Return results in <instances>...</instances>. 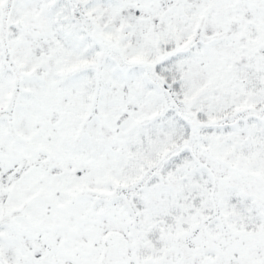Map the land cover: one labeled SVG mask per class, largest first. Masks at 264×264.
Instances as JSON below:
<instances>
[{
	"label": "snow or ice",
	"instance_id": "6c2138e0",
	"mask_svg": "<svg viewBox=\"0 0 264 264\" xmlns=\"http://www.w3.org/2000/svg\"><path fill=\"white\" fill-rule=\"evenodd\" d=\"M0 264H264V0H0Z\"/></svg>",
	"mask_w": 264,
	"mask_h": 264
}]
</instances>
